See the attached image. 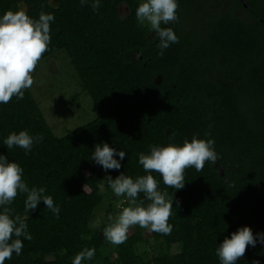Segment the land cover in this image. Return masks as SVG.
<instances>
[{"label":"trees","instance_id":"16d2710c","mask_svg":"<svg viewBox=\"0 0 264 264\" xmlns=\"http://www.w3.org/2000/svg\"><path fill=\"white\" fill-rule=\"evenodd\" d=\"M22 1L33 19L41 12L55 17L49 50L38 64L65 52L98 116L58 138L30 89L22 100L0 104V154L23 168L29 188L46 187L61 209L59 219L43 202L30 210L33 238L5 264H72L85 248L96 250L86 264H220L215 250L225 237L245 226L254 236L264 233V0H178V19L161 27L172 28L179 42L162 56L150 26L136 19L142 0H102L97 12L80 0H59L58 9L51 0H0V15L19 10ZM121 5L128 15H119ZM22 130L44 138L27 155L3 145ZM193 136L215 142V164L186 168L178 191L152 172L173 199L171 234L133 226L125 243L110 244L102 231L116 215L113 206L93 227L103 193H112L107 186L101 193L99 184L107 175H146L140 153L154 145L182 146ZM102 143L127 152L119 171L105 173L90 160ZM25 199L18 194L10 206L15 214L26 215ZM256 260L264 264L259 244L238 264Z\"/></svg>","mask_w":264,"mask_h":264},{"label":"clouds","instance_id":"9594fccd","mask_svg":"<svg viewBox=\"0 0 264 264\" xmlns=\"http://www.w3.org/2000/svg\"><path fill=\"white\" fill-rule=\"evenodd\" d=\"M102 0H80V4L90 5L94 12L101 7ZM178 0H142L136 9V19L141 25H149L158 40L156 47L159 55L171 44L179 42L172 28L161 27L178 19ZM55 21L51 13L41 12L38 19L31 18L23 8L6 11L0 15V104L9 103L13 97L17 101L24 98V92L34 83L32 73L51 43L50 25ZM43 136H33L27 130L12 132L4 140L7 149L18 147L25 154L30 153L35 144L43 141ZM213 140H201L193 136L191 142L185 140L182 146L169 144L165 147L152 146L149 154L140 153L138 163L146 175L135 179L124 173L115 179L107 175L99 184V191L108 189L116 197H123L130 206L123 207L115 216H109V223L103 228V237L110 244L119 246L128 239V232L133 226L150 232L170 235L173 226L168 223L172 215L173 199L167 191H161L152 172L160 174L163 184L175 191L185 187L186 168L202 171L205 163L215 164L218 153ZM127 152L110 147L108 143L95 146L90 160L101 166L105 173L119 171ZM118 157L119 159H117ZM24 170L16 162L0 154V264H5L15 254L21 255L23 241H31L27 220L30 210L35 211L43 202L46 208L59 219L60 207L47 195L46 187L29 188L23 180ZM18 194H26L24 200L25 216L15 214L10 207ZM143 194V199H139ZM145 201H148L145 205ZM99 223V220L96 221ZM23 238V239H21ZM83 238V237H82ZM264 246V233H256L251 228L240 227L230 238L225 237L216 248L220 264H238L246 249ZM95 248H85L72 260V264H86L95 256ZM253 264H260L259 260Z\"/></svg>","mask_w":264,"mask_h":264},{"label":"rangeland","instance_id":"374dc122","mask_svg":"<svg viewBox=\"0 0 264 264\" xmlns=\"http://www.w3.org/2000/svg\"><path fill=\"white\" fill-rule=\"evenodd\" d=\"M52 59L51 62L44 60L37 65L32 74L34 83L30 91L55 136L61 138L95 120L98 112L91 97L79 85L68 55L65 52H57ZM103 194L104 200L95 211L94 228L103 224L105 211L109 206L114 207L116 215L122 210V205L130 206L123 197H116L108 192ZM153 247V241H150L146 249L152 251ZM177 249L175 246L174 251Z\"/></svg>","mask_w":264,"mask_h":264},{"label":"water","instance_id":"95a60500","mask_svg":"<svg viewBox=\"0 0 264 264\" xmlns=\"http://www.w3.org/2000/svg\"><path fill=\"white\" fill-rule=\"evenodd\" d=\"M59 4H60L59 0H51V1L49 2V5H50L53 9H58ZM246 6H247V4H246ZM19 7H20V8H23V9L25 10L26 13L29 11V5L26 3V1H22V2L19 4ZM128 13H129V9L127 8V6H126V5H121V6H120V13H119V15L123 17V16L128 15ZM162 80H163L162 77L159 76L158 79H156V84H157V85H158V84H161V83H162Z\"/></svg>","mask_w":264,"mask_h":264}]
</instances>
